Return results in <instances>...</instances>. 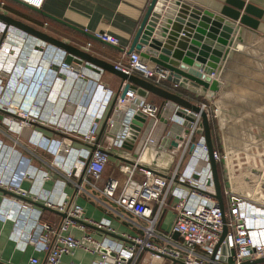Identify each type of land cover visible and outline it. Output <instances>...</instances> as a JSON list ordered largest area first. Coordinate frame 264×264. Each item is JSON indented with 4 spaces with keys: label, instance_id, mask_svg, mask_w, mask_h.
<instances>
[{
    "label": "crops",
    "instance_id": "crops-1",
    "mask_svg": "<svg viewBox=\"0 0 264 264\" xmlns=\"http://www.w3.org/2000/svg\"><path fill=\"white\" fill-rule=\"evenodd\" d=\"M3 1L5 4L3 6H1L2 3L0 4L1 15L21 21L48 34L49 36L54 35V33H56L54 31L66 33V37L58 38L59 36L57 37L54 35V38L81 48L91 55L106 60L114 65H127L129 61L130 56H126L101 42L91 39L58 22L50 20L39 13L27 10L25 7H22V5H19L14 1ZM188 1L205 9L218 12L225 4L226 0ZM246 1L253 3L264 11V0ZM149 3L150 0H46L44 7L41 10L73 25L74 27L82 29L91 35L96 36L97 34L106 33L114 36L120 40L119 47L127 51L134 40ZM1 21L10 27V36L7 39V44L10 43L13 46L35 45V47H38L44 43L34 36L25 33L12 23L2 19ZM241 37L243 38L245 45H238L236 48L237 52H235L233 57L225 63L222 71L218 72L214 77L216 80H219V83L222 85L221 92L213 93L208 91L204 95H201V93H203L201 89H194L197 92L185 90L183 88H178L179 90L174 91L173 89H175V87L172 84H169L168 87H163L168 91L182 96L193 105L202 104V102L197 100L202 99L211 107H213L214 104L218 106L221 113V120H219V139L223 150H225L223 129L226 130L225 134L227 135L228 141H232L233 143L251 144L254 142L250 139L251 137L264 143V101L248 98L243 101V104H240L237 100L238 98L234 96L237 95L236 92L233 91V88L238 87L240 82L231 78V75L239 76V74H241L240 70L236 68L237 66L242 69L249 67L245 64V60H264V58L259 57L264 56V15L260 20L258 31L243 27ZM88 43L92 44V47L89 49H87ZM20 52L21 50L19 49L18 54H20ZM15 53H17L16 50L14 53L11 51H9V53L7 52V56L9 57L10 55L11 58L7 62L8 66L6 65L4 67L5 69L0 67L4 72L7 70L11 73V70H9L10 62L14 61L16 56ZM256 54H259V56H253ZM72 65L80 68L76 69L72 67ZM72 65L68 67V70H65H67L68 73L73 71L79 72L83 74V78H81V75L79 78H76L70 73L73 78L71 81H68V83H70L64 87L61 99L58 101L57 105L56 103L54 104V107L56 106L59 109L62 108L70 95H72V100H77L78 94L82 93V91L88 93L89 91L95 90V85H102L104 88L112 91L115 98L112 103L108 105L106 112L100 120L98 141L103 150L105 149L109 153L125 159V161L109 156V161L102 178L96 183L97 188H94L90 184L83 183L80 177L74 176L69 178L62 169L55 165L53 168L52 155L47 154L41 149L35 148L33 145L18 136L17 133L19 128L17 127V122L21 120V117L17 108L21 105V101L19 102L21 95L16 94L15 88L10 89L11 94L14 91L15 92L13 93V97L10 96L12 98L8 99V101H10V104L7 106L8 109L7 107H4V109L0 108L1 112H3L2 110L9 112H3L8 118L0 117V122L2 123L0 126V145H3L2 148H0V176L9 179L14 176V173L15 176H19L21 172L24 171L23 167H18L17 171H13L17 165V158L14 157L13 154V151H16L18 156L21 155L31 159V164L33 166L48 172L51 178L44 182L42 181L41 176L38 175L36 179L24 180L22 182V189L29 191L32 188V190H36L40 194L39 201H35L32 197L23 198L18 195V197H14L0 191V264H30L31 258L34 257L39 259L40 264H45L47 258L46 252L38 250L33 243H28L24 247L23 241L26 240V229L23 227V223H29L27 219L24 218L27 217L26 209L34 208L41 211L40 221L42 223H49L56 226L60 225L62 222L61 216L55 214L53 210L47 208L42 209L35 205L36 202L44 204L46 196L51 200L58 202L63 194H66L70 203L81 205L84 208L83 219L91 220L95 223H100L103 219H108L112 222L113 232H110L98 229L96 226L83 221V219L78 220L75 225L70 228L71 234L76 235L77 237L89 234L99 241L105 238H110L122 243L124 246L133 244L130 241L131 238L144 237L145 233L143 228H147L149 223L146 220L135 217L132 213L124 210L107 199L102 193L105 182L109 178H116L121 184L126 182L127 175L121 172V167L129 162L133 163L139 157L142 145L150 135L152 136L151 139H153V141L148 144L142 154V165L144 167L153 169L159 175L169 178L175 173L181 161L184 152L182 141L185 139L187 129L186 123H183V119L175 120L172 118L173 115H175L174 107L172 105L161 109L157 126H154L152 120H150L147 127L144 129V134L141 137L140 143L133 151L126 149L125 147L123 148L125 136L127 134L126 123L130 117H132V114L134 115V112L139 109L140 105L145 101H148L161 106L167 101L156 95L149 94L145 100L137 97L130 105L124 109H119L116 106V97L121 91L122 81H119L116 76L108 71L96 73L86 68L85 65L78 66L76 63H72ZM20 68L21 65H19L18 70H20ZM59 69L60 67L58 65H54V71L58 72ZM65 70L63 72H65ZM59 76H62L63 78L66 77L62 74ZM16 80H18V78L14 76L11 81L13 87H15L17 83ZM252 91L253 93H258L257 95L264 97L263 90ZM247 100L252 103L250 104V102H246ZM113 103H115L114 109L112 110L109 121L105 126L107 115L113 106ZM27 104L28 103H25L24 105L26 106ZM95 105L96 102L93 103L91 108L88 105L83 108L77 104H67L64 107L63 113H65V116H69L70 119L73 117L72 123H74L73 121L80 123V119L83 118L82 112L87 110V112L91 113L89 115H92L95 110ZM50 107L47 106V108ZM228 108H231L233 111L235 108H238L240 112L234 114L231 113ZM239 113H244V116H239ZM90 121L91 117H87L84 120L83 125H88ZM35 127L42 132L44 136L54 138L55 140L67 141L74 148L89 147V145L85 144L74 135H66L55 129L52 130L39 125H36ZM250 128H258L260 129V132H253ZM232 129H235V135H232ZM198 138L199 137H196L195 141H197ZM192 149L193 148L189 147L188 152L182 161L180 173L191 159ZM260 149H264V147L262 146ZM237 150L238 149H235L234 147L232 150L230 149V155L233 154L232 157H234V159H239L240 154H245V150L244 152H238ZM263 155L264 154H262L261 157H263ZM5 165L8 166L9 169H4L3 167ZM223 165L224 175L227 176L224 178L225 190L242 194V196L256 200L264 205V190L259 187L264 183V172L260 177H256L258 183L253 186L240 181L241 175H238V177L236 176V178L232 177L227 162L225 164L223 163ZM142 178L141 175L135 176V179L139 181L142 180ZM181 187L187 188L186 186ZM7 199L15 201L22 206L25 211L24 217L8 219L7 221L1 219L2 212L10 209V207L5 204ZM28 200H30V202ZM177 202L178 199L171 196L169 200L171 207H176ZM171 207L165 208L162 211L156 230L164 235L173 236L172 229L175 220V211ZM158 240L159 239H154L156 243L164 244L162 240H159L162 243H159ZM136 247L137 250L135 256L129 260L127 258L120 259L122 264H155L152 261L153 257L151 250L147 248L141 249L139 244H137ZM104 253H107L105 248L101 249L99 252L78 249L73 254H65L62 257L61 264H68L72 261L80 264H93L96 261L102 260ZM162 264L176 263L170 259H166Z\"/></svg>",
    "mask_w": 264,
    "mask_h": 264
},
{
    "label": "built area",
    "instance_id": "built-area-1",
    "mask_svg": "<svg viewBox=\"0 0 264 264\" xmlns=\"http://www.w3.org/2000/svg\"><path fill=\"white\" fill-rule=\"evenodd\" d=\"M19 1L36 9H42L46 0ZM3 5L4 3L1 6ZM9 36L10 27L2 23L0 19V56L5 46L8 45L7 39ZM96 37L111 45L120 46V40L109 34H97ZM51 46L56 50L54 65L60 67L58 72L48 71L47 76L41 80L38 78L40 75L37 74V71L32 75H26L24 73L25 68L21 63L20 75L14 87L15 89L17 88L16 94L21 95L22 102L33 86L34 91L38 93L37 97H42L43 106L29 103L24 106L21 103V106L17 108L21 117V120L17 122V127L19 128L17 134L35 148L52 155L53 168L55 165L62 169L69 178L80 177L83 183L97 188L96 183L101 180L109 161V155L106 153L108 151L103 150L99 145L98 130L100 120L108 105L114 100L115 95L102 85H95V90L88 93L82 91V93L78 94L77 100H72V95H70L62 108L54 107V104L56 103L57 105L58 101H60L64 87L70 83L68 81L72 80V75L76 78L81 75V78H83V74L76 71L68 73L69 65L65 64L67 52L61 48ZM91 47L92 44L88 43L87 49ZM117 68L127 75H138L159 87L164 82H167L171 75L169 70L155 63L142 62L139 53H133L127 65L120 64L117 65ZM2 74L9 81L10 74H14V72L10 73L5 70ZM61 74L66 77L59 76ZM48 75L50 78L46 79ZM23 76L25 77L22 78ZM212 76L215 77L216 74ZM8 81L6 86H2V79L0 78V102L6 104L4 107L10 104L5 103V101L10 102L8 99L12 98L15 92L11 94L9 87L12 82L9 83ZM44 82H46V85ZM124 87L125 84L122 85L121 91L116 97V106L119 109H124L134 99L139 97L133 91H128L123 97ZM54 95L56 98H54ZM55 99L58 101H55ZM45 102H48V104H44ZM94 102H96V105L93 114L89 115L91 113L84 110L80 123L75 121L72 123L73 117L70 119L69 116H65V113H63L67 104H77L83 108L88 105L91 108ZM171 105L175 111V115L172 118L175 120L183 119V123L187 125L189 122L186 117L192 112L187 110L185 116H179L177 113L180 107L170 101L165 102L161 106L145 101L137 110H141L148 116V123L152 120L153 125L157 126L161 109ZM47 106L52 107L47 109ZM199 106L202 111L208 113V116L212 113L218 121L221 120L220 111L216 104L213 107L207 103H202ZM4 107L0 108L3 109ZM46 109L48 111H45ZM44 111L45 113L43 114ZM87 117H91V121L85 126L83 122ZM129 122L130 119L126 125ZM36 125L52 130L55 129L66 135H74L89 145V147L77 149L72 147L67 141L48 138L35 127ZM186 129L188 131L187 126ZM200 130H203L202 116L200 113H195L194 121L190 122L189 134L186 133L185 139L182 141L184 152L181 161L171 177H163L153 169L142 165V154L148 144L153 141L150 135L143 143L139 157L133 163H127L121 167V172L127 175L126 182L121 184L116 178H109L105 182L102 193L107 199L132 213L135 217L146 220L149 223L147 228H143L144 237H129L133 243L131 245L124 246L122 243L110 238L99 241L89 234L82 237L71 234L70 228L75 225L76 221L83 219L84 208L81 205L70 203L66 194H63L58 202L51 200L47 196L44 199V205L47 209L56 211L59 214H67V218H62L59 226L42 223L40 221L41 211L34 208L26 209L27 217H24L25 211L22 206L9 199H7L5 204L10 209L2 212L1 219L4 221L17 219L18 217L27 219L29 223H23V227L26 229V240L23 241L24 247L28 243H33L38 250L46 252L45 264H61L62 257L65 254H73L78 249L99 252L103 248L107 250V253L103 254L102 260L93 264H122L120 259L127 258L129 260L135 256L137 244L141 246V249L147 248L152 251V261L155 264H162L168 258L182 260L185 264H242L247 259L263 257L264 205L256 200L244 197L242 194L225 190L224 194L227 198L228 206L227 210L224 207V212H222L219 208V200L217 199L216 187L213 181L208 145L204 134L198 133ZM196 137H199L197 141H195ZM2 146L0 145V148ZM92 146L96 147V149ZM189 147L193 148L192 157L180 173L182 161ZM13 154L17 158V165L13 171H17L18 167H23L24 171L19 176H15L14 173V176L9 179L0 176V188L23 198L32 197L35 201H39L40 194L36 190H32V188L29 191L22 189V182L36 179L38 175L45 182L51 178L49 173L33 166L31 159L21 155L18 156L16 151H13ZM229 156L230 152L226 145L223 155L214 149L213 160L216 163H228ZM43 162L47 164L45 161ZM3 168L9 169L6 165ZM137 175H141L143 177L142 180H136L135 176ZM181 186H186L187 188ZM171 196L178 199L174 208L169 204ZM168 207L173 208L175 211L172 234L179 233L178 239H175L172 235H164L156 230L162 211ZM224 219L228 228L226 241L232 251L231 256H228V262L221 259L223 256L221 247L218 249L215 258H212L224 231ZM83 221L96 226L98 229L113 232L112 222L108 219H103L100 223L86 219H83ZM154 239H160L164 244H158ZM30 264H40L39 259L36 257L31 258ZM68 264L80 263L72 261Z\"/></svg>",
    "mask_w": 264,
    "mask_h": 264
},
{
    "label": "water",
    "instance_id": "water-1",
    "mask_svg": "<svg viewBox=\"0 0 264 264\" xmlns=\"http://www.w3.org/2000/svg\"><path fill=\"white\" fill-rule=\"evenodd\" d=\"M11 1L18 3L31 11L39 13L50 20L84 34L91 39L101 42L102 44L117 50L126 56H131L133 53H139L142 62H152L169 70L171 75L168 78V81L172 83L174 87L194 92H197L194 89H201L203 92L201 95H204L208 91L213 93L221 92V83H219V80H216L212 75H217L218 72L222 71L225 63L233 57L235 52H237L236 48L238 45H245L243 38L241 37L243 27L249 28L253 31H258L260 20L264 15V11L261 8L246 0H226L225 4L218 12L195 5L188 0H150L147 11L134 37V40L130 48L126 51L119 46L106 43L98 37L91 35L82 29L74 27L73 25L56 18L41 9L31 7L19 0ZM0 19L12 23L25 33L34 36L44 43L55 45L64 49V51L68 54L65 59L66 65L70 66L72 63H76L78 66L85 65L86 68L96 73L108 71L118 76L122 80V85L125 84L122 92L123 97L128 91H133L139 97L144 99H146L149 94H152L179 106L180 110L177 113L179 116H185L187 110L192 112L186 117L189 122L186 125L188 127V131H186L187 134H189L190 122L194 121V114L200 113L202 116L203 130L198 131V133L204 134L208 145L213 181L216 187L217 199L219 200V208L222 212H224L223 195L217 163L213 160L214 144L212 140L209 116L207 112L202 111L199 105H193L182 96L168 91L163 87L156 86L138 75H127L118 69L117 65L97 58L81 48L57 40L56 38L51 37L48 34L21 21H17L1 14ZM36 48L40 47L38 46ZM259 57L264 58V56ZM244 62L248 64L253 63L252 59H250V61L245 60ZM72 67L74 66L72 65ZM74 68L79 69L80 67ZM236 68L240 71L243 70L239 66ZM231 78L238 82H245L244 79L239 76L231 75ZM258 90L264 91V87H259ZM233 91H241V89L234 87ZM251 96L264 101V97L262 96L254 94H251ZM237 100L240 104H243V101H240L239 99ZM114 106L115 103H113V106L107 115L105 126L109 121ZM228 110L233 112L231 108H228ZM4 112L9 113L8 111ZM243 114L244 113H239V116H244ZM148 119V116L141 110H137L135 112L127 125V134L125 136L123 148L125 147L126 149L133 151L134 148L138 146L141 137L144 134V129L147 127ZM250 129L256 133L260 132V129L258 128ZM225 131L226 130L223 129L224 137L227 138ZM250 139L264 147V143L256 138L251 137ZM226 141L229 142L228 139ZM94 149H96V147H94ZM106 153L110 157L125 161V159L117 157L112 153ZM262 174L261 170L250 167L248 168V172L242 176L241 181L255 186L258 183L256 177H260ZM260 188L264 190V183L260 185ZM0 191L14 197H18L16 194L3 190L2 188H0ZM28 201L30 202V200ZM35 205L42 209H46L44 204L36 202ZM53 212L61 216L63 219L67 218V214H59L56 211ZM224 223L225 226L223 234L221 235L212 258H215L218 249L221 247L223 255L221 259L228 262V256H231L232 251L226 241L228 228L225 219ZM179 236V233H174L173 235L175 239H178ZM111 254L115 255L113 253ZM168 259L172 260L176 264H185L182 260L173 258ZM242 264H264V256L247 259Z\"/></svg>",
    "mask_w": 264,
    "mask_h": 264
},
{
    "label": "rangeland",
    "instance_id": "rangeland-1",
    "mask_svg": "<svg viewBox=\"0 0 264 264\" xmlns=\"http://www.w3.org/2000/svg\"><path fill=\"white\" fill-rule=\"evenodd\" d=\"M27 10H29V9H27ZM54 32H56V33H54ZM54 32L53 33L55 36H57V37L59 36L58 38H60V37L63 38V37L67 36L66 33L57 32V31H54ZM54 35H51V36L54 37ZM8 44L10 45V47L5 46V49L0 56V67L4 68L7 64V61L10 60V57L7 56V52L9 53V51H11L12 53H14L15 48L18 50L17 53H15L16 54L15 59L17 61L16 63H14L15 69L13 67L11 68V71L13 69L14 74H10V79L8 81L9 83H11L12 78L14 76H16L17 78L19 77L21 69L18 70V67H19V65H21V63L23 64V66L25 68L24 73L26 75H32L33 73H36V71H37L38 72L37 74L40 75L38 78L41 80H43L47 76L48 71H51V70L54 71V59H56V50L51 45L42 43L39 46L40 48H36L35 45H32V46H27V45L16 46L15 45V46H13L10 43H8ZM19 49L21 50L20 54H18ZM37 55H39V56L41 55V56L38 57ZM258 55L259 54H256L253 56L257 57ZM4 61H6V62L4 63ZM252 61H253L252 64L245 63L249 67H245L242 71H240L241 74H239V77L244 79L245 82H240V85L238 86V88L241 89V91H234L237 94L234 96L237 97L240 101H244L248 98L258 100V99L251 96V94H254V95L258 94V93H253L252 90H258L259 87H264V60H253L252 59ZM10 64H11V62H10ZM0 69H2V68H0ZM0 73H1L0 78L3 81L2 86H5L6 81H7L6 76L2 74L3 70L0 71ZM37 74H36V76H37ZM114 76H116V75H114ZM24 77L25 76H23L22 78H24ZM49 78L50 77L48 75V77L46 79H49ZM116 78L119 81H122L118 76H116ZM44 83L46 85V82H44ZM50 85H51V83H50ZM9 89H14L12 84H10ZM16 91H17V88H16ZM37 94L38 93L36 91H34V87L32 86L30 91H29L28 96L24 97V99L22 100L21 103H23V105L25 103H29V104H33V105H41V107H42L43 106V101L41 100L42 97L41 96H40L41 98L37 97ZM54 98H56V97L54 96ZM56 100L57 99H55V101ZM20 101H21V98H20L19 102ZM246 102H250V101L247 100ZM3 103L4 102H0V107H4V105H6ZM5 103L9 104L10 102L5 101ZM46 103L48 104V102H45L44 104H46ZM251 103L252 102H250V104ZM47 109L45 111H48ZM45 111L43 112V114L45 113ZM236 112H240L238 108H235V110L233 112L231 111V113H234V114H236ZM0 117L8 118L1 111H0ZM1 121H2V119H1ZM1 125H2V123L0 124V126ZM99 130H100V127H99ZM99 130H98V134H99ZM234 133H235V129H232V135H235ZM226 140H227V138L224 137V141H225V144L227 145L226 147H227L229 152H230V149L231 150L233 149V147L235 149L237 148L238 152L239 151L244 152V150H245V154H240L239 159H234V157H232L233 154L230 155L228 158L229 172H230V175L232 177L236 178V176L238 177V175H241L240 176V179H241L242 176L248 172V168H250V167L255 168V169H259L262 171V173L264 172V155H263V157H261V155L264 154V149H260V148H262V145L255 143V142L251 143V144H242V143L237 144V143H233L232 141L227 142ZM224 176H225L224 178L227 177L226 175H224ZM159 240H158V242L162 243Z\"/></svg>",
    "mask_w": 264,
    "mask_h": 264
},
{
    "label": "trees",
    "instance_id": "trees-1",
    "mask_svg": "<svg viewBox=\"0 0 264 264\" xmlns=\"http://www.w3.org/2000/svg\"><path fill=\"white\" fill-rule=\"evenodd\" d=\"M0 1H1L0 4L1 3H4L3 0H0ZM169 84L171 85L172 83H170L169 81L164 82L161 85V87H168ZM178 88L179 87H175V89H173V90L174 91H177V90H179ZM193 99H194V97H193ZM197 100L200 101V102H202V103H206V101H203L202 99H197ZM209 122H210V128H211V133H212V140H213V144H214V149L218 153H220L221 155H223L224 154V150L221 148V142H220V139H219V133H220L219 121H218L217 118L214 117V115L212 113H210V115H209ZM223 166H224L223 165V162L217 163V169H218L219 179H220L221 188H222L223 203H224L225 209L227 210V206H228L227 205V198H226V196L224 194V191H225V180H224V170H223Z\"/></svg>",
    "mask_w": 264,
    "mask_h": 264
},
{
    "label": "bare ground",
    "instance_id": "bare-ground-1",
    "mask_svg": "<svg viewBox=\"0 0 264 264\" xmlns=\"http://www.w3.org/2000/svg\"><path fill=\"white\" fill-rule=\"evenodd\" d=\"M7 46H9V47H10V45H7ZM11 47H12V46H11ZM12 48H13V47H12ZM15 50H16V51H18L16 48H15ZM3 51H4V50H3ZM3 51H2V52H3ZM37 56H38V57H40L41 55H40V56H39V55H37ZM9 57L11 58V56H10V55H9ZM12 59H13V58H12ZM15 61H16V59H15V58H14V61H13V62L11 61V64H10V68H9V70H11V68H12V67L14 68V63H15ZM7 62H8V61H7ZM6 65L8 66V63H7ZM11 73H13V69H12Z\"/></svg>",
    "mask_w": 264,
    "mask_h": 264
},
{
    "label": "flooded vegetation",
    "instance_id": "flooded-vegetation-1",
    "mask_svg": "<svg viewBox=\"0 0 264 264\" xmlns=\"http://www.w3.org/2000/svg\"><path fill=\"white\" fill-rule=\"evenodd\" d=\"M54 46V45H53ZM7 81H8V79H6ZM7 81H6V83H7ZM2 83H3V81H2ZM6 86V85H5ZM3 111V110H2ZM4 112V111H3ZM6 113V112H5Z\"/></svg>",
    "mask_w": 264,
    "mask_h": 264
}]
</instances>
